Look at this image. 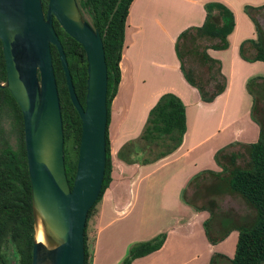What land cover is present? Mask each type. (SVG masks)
<instances>
[{
  "label": "trees",
  "instance_id": "trees-1",
  "mask_svg": "<svg viewBox=\"0 0 264 264\" xmlns=\"http://www.w3.org/2000/svg\"><path fill=\"white\" fill-rule=\"evenodd\" d=\"M41 1L44 9H47L48 0ZM77 1L89 15L92 27L101 35L107 66L105 172L100 194L88 210L84 228V264H91L97 205L111 181L112 163L108 136L110 105L120 82L119 64L124 47L126 17L133 0ZM204 9L203 23L189 27L179 34L176 54L184 79L196 88L203 102H212L225 90L226 78L221 72L220 61L213 58L208 50L228 47V35L234 29V15L220 2H208ZM263 9L264 4L244 7V12L254 23L256 30L254 39L245 40L239 46L240 56L246 61L264 63V29L257 19ZM53 26L66 55L75 93L84 106L87 77L85 51L55 18ZM204 40L208 44H202ZM51 53L64 131L65 172L72 187L80 144L81 120L70 100L61 61L53 45ZM5 81V61L0 41V84ZM246 89L252 97L250 118L259 128L257 141H234L219 148L214 153V161L220 169L198 171L188 180L182 192V200L186 205L195 211L208 212L203 228L211 244L224 240L233 230L238 232L234 256L229 258L215 253L209 264H264V76L250 78ZM3 119L8 120L17 132L15 147L10 144L8 136L3 135ZM185 132V105L176 94L165 92L149 110L139 136L125 142L117 156L126 163H154L175 152L181 145ZM225 196L240 199L245 204L246 212H239L232 207L224 208L222 199ZM34 227L23 115L11 92L0 86V264H32ZM165 237L163 232L149 240L133 243L119 264H131L136 258L158 250Z\"/></svg>",
  "mask_w": 264,
  "mask_h": 264
},
{
  "label": "crops",
  "instance_id": "crops-1",
  "mask_svg": "<svg viewBox=\"0 0 264 264\" xmlns=\"http://www.w3.org/2000/svg\"><path fill=\"white\" fill-rule=\"evenodd\" d=\"M208 2H220L233 12L234 29L226 49L208 50L221 63L226 88L212 102H203L183 77L176 41L182 31L203 23ZM263 4L264 0H133L130 4L120 82L110 105L111 181L97 205L91 264H119L133 243L163 232L162 246L131 264H209L215 253L234 256L238 232L211 244L203 228L208 212L186 205L182 192L198 171L220 169L214 161L219 148L258 139L246 83L264 76V63L242 59L239 46L256 37L244 7ZM165 92L176 94L186 108L181 145L151 164L124 162L118 150L139 136L150 108Z\"/></svg>",
  "mask_w": 264,
  "mask_h": 264
},
{
  "label": "water",
  "instance_id": "water-1",
  "mask_svg": "<svg viewBox=\"0 0 264 264\" xmlns=\"http://www.w3.org/2000/svg\"><path fill=\"white\" fill-rule=\"evenodd\" d=\"M53 18L85 51L84 106L75 93ZM0 41L6 70L0 86L11 92L23 115L34 221L39 214L44 228V241L34 236L32 264H84L87 213L100 194L106 162L107 66L101 35L83 18L77 0H48L46 11L41 0H0ZM51 45L57 49L81 120L72 187L65 172Z\"/></svg>",
  "mask_w": 264,
  "mask_h": 264
},
{
  "label": "rangeland",
  "instance_id": "rangeland-1",
  "mask_svg": "<svg viewBox=\"0 0 264 264\" xmlns=\"http://www.w3.org/2000/svg\"><path fill=\"white\" fill-rule=\"evenodd\" d=\"M85 18L88 19V21L90 20L88 14H85ZM258 19H259V23L261 24L262 28L264 29V9L261 10L260 13L258 14ZM202 44H208V42L204 40V41H202ZM186 66H188V65L186 64ZM198 71H199V69H198ZM210 90H212V89H210ZM146 119H147V117H146ZM144 123H143V126H144ZM1 125L5 128L4 129V132H3V135L4 136H8V139H9L10 144L15 147V145L17 143V132L9 124L8 120L6 121V119H3L1 121ZM143 126L141 128V131L143 129ZM141 131H140V133H141ZM222 206L224 208H226V207H232L235 210H238L239 212L240 211L241 212H244V213L246 212V211H244L246 209L245 204H243V202L240 199L233 198L231 196H225L224 199H222ZM90 236H92V233L91 232H90ZM48 246H50V245H48Z\"/></svg>",
  "mask_w": 264,
  "mask_h": 264
},
{
  "label": "bare ground",
  "instance_id": "bare-ground-1",
  "mask_svg": "<svg viewBox=\"0 0 264 264\" xmlns=\"http://www.w3.org/2000/svg\"><path fill=\"white\" fill-rule=\"evenodd\" d=\"M36 240L38 241H44L45 237H44V228L42 226V221L40 218V215H37V221L35 224V234H34Z\"/></svg>",
  "mask_w": 264,
  "mask_h": 264
},
{
  "label": "flooded vegetation",
  "instance_id": "flooded-vegetation-1",
  "mask_svg": "<svg viewBox=\"0 0 264 264\" xmlns=\"http://www.w3.org/2000/svg\"><path fill=\"white\" fill-rule=\"evenodd\" d=\"M43 6V9L45 8L44 7V5H42ZM46 7H47V5H46ZM79 7H80V5H79ZM80 10H81V13H82V16H83V18L86 20V21H88V19H86L85 18V14H87L81 7H80ZM44 11H46V9H44ZM89 16V15H88ZM90 18V17H89ZM53 20H54V18H53ZM89 23H90V20L88 21Z\"/></svg>",
  "mask_w": 264,
  "mask_h": 264
}]
</instances>
